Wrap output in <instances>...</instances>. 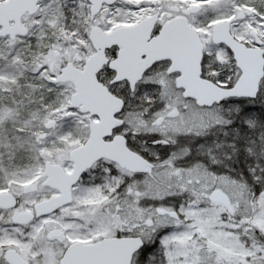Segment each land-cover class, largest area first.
<instances>
[{"label": "snow or ice", "instance_id": "obj_1", "mask_svg": "<svg viewBox=\"0 0 264 264\" xmlns=\"http://www.w3.org/2000/svg\"><path fill=\"white\" fill-rule=\"evenodd\" d=\"M0 264H264V0H0Z\"/></svg>", "mask_w": 264, "mask_h": 264}]
</instances>
